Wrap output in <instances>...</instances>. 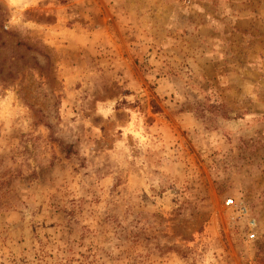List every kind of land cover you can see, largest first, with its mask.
Wrapping results in <instances>:
<instances>
[{"label": "rangeland", "instance_id": "374dc122", "mask_svg": "<svg viewBox=\"0 0 264 264\" xmlns=\"http://www.w3.org/2000/svg\"><path fill=\"white\" fill-rule=\"evenodd\" d=\"M0 264H264V0H0Z\"/></svg>", "mask_w": 264, "mask_h": 264}, {"label": "built area", "instance_id": "2783aa9c", "mask_svg": "<svg viewBox=\"0 0 264 264\" xmlns=\"http://www.w3.org/2000/svg\"><path fill=\"white\" fill-rule=\"evenodd\" d=\"M226 205L228 206V205H233V201L232 200H229L227 203H226ZM254 238V235H251L250 236V239H253Z\"/></svg>", "mask_w": 264, "mask_h": 264}]
</instances>
